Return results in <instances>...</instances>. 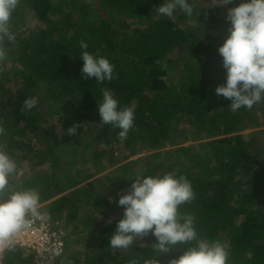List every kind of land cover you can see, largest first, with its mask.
Wrapping results in <instances>:
<instances>
[{"label": "trees", "instance_id": "16d2710c", "mask_svg": "<svg viewBox=\"0 0 264 264\" xmlns=\"http://www.w3.org/2000/svg\"><path fill=\"white\" fill-rule=\"evenodd\" d=\"M163 2L20 0L10 21L16 39L0 42V47L7 50L6 59L0 61V128L4 129L0 151L9 154L17 164L30 157L29 161L36 160V165L47 161L39 160V144L46 147L50 157L59 150L71 151V147L77 153L82 151L88 147L86 141L93 132H85L84 122L92 121V127L100 128L97 102L102 99V89H110L120 107H131L135 113L134 126L123 140L125 145L130 147L138 141L148 146L147 149L157 150L149 156L150 164L145 165L143 175L171 172L186 177L195 198L181 205L179 211L196 217L199 238L222 242L229 252V264H264V102L251 110L241 108L233 112L228 107L231 101L215 95L216 86L225 82V70L218 54L227 36L225 16L217 17L206 6H192L193 15L189 18L177 9L174 17L178 13L179 20H188L186 27H182L174 19L157 16L155 7ZM72 4L77 9H71ZM52 16L59 19L54 22ZM30 17L38 21L34 28L27 26ZM81 42L88 44L87 51L108 58L114 65L111 81L98 84L94 79L82 78ZM173 52L176 57H171ZM200 57L206 60L214 57L216 65L212 64L205 76L207 80L198 81L197 74L202 68L194 66L192 74L179 77L173 86L170 71L190 66ZM9 61L14 67L7 72ZM28 98H36L37 104L25 112L22 105ZM52 98L60 103L57 112L50 106ZM46 110L58 115L59 131L51 129L54 126L50 124L43 125L48 123ZM180 120L185 121L181 139L177 138ZM74 125H78L76 134L69 135L67 130ZM101 126L97 132L107 142L121 141L120 129L107 124ZM246 129H254L249 140L240 133ZM259 136H263L262 142L257 141ZM195 139L210 140L194 145ZM167 144L173 149L163 150ZM200 145L210 146L215 157L203 154L202 150L198 153L196 148ZM135 152L132 149L130 154ZM84 153L91 155L92 166L100 164L101 170L106 169L101 164L107 154L104 147ZM138 161L117 167L108 176L124 177L127 171L130 185L135 173L133 164ZM210 161L215 166L207 165ZM207 172L215 178H209ZM41 184L53 186L38 191L40 201L44 202L77 187L80 182L39 178L19 188L12 187L28 189ZM73 193H83L104 205L107 211L99 224L108 225L101 230L98 225L82 238L95 237L98 233L100 247L93 249L92 254L87 253L84 260L71 257L68 264H170L185 250L186 246H177L162 254L151 235L138 239L127 249L112 248L110 237L116 230V221L123 216V208L106 204L95 193L92 182ZM71 197L67 194L47 204L48 212L57 217L58 211L67 209L69 218H74L79 205ZM111 220L113 223H109ZM72 244L69 240L68 247ZM7 261L39 264L30 253L14 249L9 250ZM59 263L60 260L52 262Z\"/></svg>", "mask_w": 264, "mask_h": 264}, {"label": "clouds", "instance_id": "9594fccd", "mask_svg": "<svg viewBox=\"0 0 264 264\" xmlns=\"http://www.w3.org/2000/svg\"><path fill=\"white\" fill-rule=\"evenodd\" d=\"M19 3L20 0H0V42L16 39L10 21ZM219 4L235 6L228 7L225 14L227 36L218 48L225 82L216 86L215 95L231 101L228 107L233 112L241 108L251 110L264 102V0H239V3L221 0ZM177 9L189 18L193 15L189 0H164L155 7V12L157 16L172 20ZM80 49L83 79H94L102 84L114 78V65L108 58L87 51L85 42L80 43ZM6 56L7 50L0 47V61ZM36 104V98H28L23 102L22 111H31ZM97 110L101 125L120 129L118 138L125 140L134 126V110L120 107L119 100L107 88L102 89ZM77 127L68 128V134L75 135ZM3 132L0 128V135ZM17 170V162L0 151V245L9 249L29 226L30 219H43L40 193L14 189L10 185V178ZM194 198L191 182L184 176L170 172L136 177L130 190L120 194L117 201L123 208V216L116 221L109 245L127 249L138 239L151 235L156 238L157 250L162 254L177 246H186L170 264H229L225 245L219 240L200 239L195 227L196 217L180 213V206Z\"/></svg>", "mask_w": 264, "mask_h": 264}, {"label": "rangeland", "instance_id": "374dc122", "mask_svg": "<svg viewBox=\"0 0 264 264\" xmlns=\"http://www.w3.org/2000/svg\"><path fill=\"white\" fill-rule=\"evenodd\" d=\"M189 2L191 3L192 6H196V7L206 6V7L211 8L213 13L216 14L217 17L225 16L227 8L233 6V5L232 6L221 5L219 4L221 1H216V0H189ZM77 7L78 6L75 7V5H73L71 9L73 8L77 9ZM52 17H53L52 19L54 22H56L59 19L57 18V16H52ZM177 17H178V13L173 18L175 21V24L182 26V27H186L185 24L186 22H188L187 18L183 20H179ZM37 23L34 18L30 17L28 18L27 26H32V28H34L35 26H37ZM120 31H123V30H120ZM27 34L28 33H26L25 36H27ZM177 56L180 58H183V56L185 55L183 54V56L181 55H177ZM171 57H176L175 52L172 53ZM213 58L214 57H211L209 60H206L200 57L198 59H194L190 66H184V67L175 69L173 71H170L169 76L173 78L171 80V84L174 86L175 83L178 82L179 77L180 78L181 76L183 77L184 74H186V76L192 74V68L194 66H198L202 68V70L200 69L201 72L197 74L198 81H204V80L206 81L207 79L205 78V76H207V74L209 73L208 71L212 69L211 67L212 64L216 65L214 63ZM164 65H166V63H164ZM13 67H14V64H12V62L9 61L6 66L7 72H8V69H12ZM59 104L60 103L58 100L54 101V99L52 98V102L50 106L54 107L56 112H57V108L60 107ZM44 112L46 113L45 119L48 123L43 122V125L50 124L54 126V127H51V129L59 131L60 122L58 121V115H56V113H54V115L50 114V111L47 112V110ZM91 123L92 121L84 122L85 132H91V130H93L91 137H89L88 140L86 141L88 144L86 146L88 147H85V149L82 148V151L78 153L76 152L77 149L73 147L69 148L71 149V151L67 150V151L61 152V150H59L56 155H54L53 157L52 156L50 157L48 153L46 152V147L39 144L40 145L38 148L40 150L39 160L40 161L47 160V161L43 162L44 164L42 165H39V164L36 165L35 164L36 160H33V162L31 163V161H29L30 157H27L26 160L18 164L17 174L11 177L15 179V181H13L12 179L10 180V185L16 188H19L25 185V183L38 180L39 178H45L48 180L59 178V179H63L64 181L69 179L72 181L80 182V185H78L77 187L71 190H68L64 193L57 194L50 200H46L44 202L40 201L41 211H44V210L48 211L49 208L47 204L56 200L58 197H61L67 194L72 196L71 200L74 197L78 201L79 208L74 218H69V211L67 209L58 211L55 215L58 218H60L62 222H64V225L69 233L70 241L73 242V244L69 245L70 247H68L67 256L63 260H60L59 264H68L71 260V257H74V256L81 258V260L86 259L87 253L92 254L93 249L100 247V245L102 244V241L99 239L98 233H96L95 237H89L85 240H83L82 238L88 233V231L95 229L98 225H99L98 230H101L104 226L108 225L107 222L99 224L101 219L103 218L104 212L107 211V208L104 205L95 203L93 199L86 197L83 193H79V194L73 193L76 190V188H79L81 186H87L88 183L92 182L95 193L100 195L106 204L119 207L117 204V201L119 199L120 194L122 192H125L126 190L129 191L131 187V184L130 185L128 184L130 181L129 179H127L129 172L127 171L124 172L125 176L123 177V175H121V177L119 178L117 177L118 174H115L114 176L113 175L108 176V175L113 170H115V168L117 167L119 168L125 164L127 165L130 161L137 159L139 161L133 164V169H132L135 172L133 179H132L134 181L136 177L144 176L143 175L144 167L145 165L150 164V161L148 160V158H150L149 156L153 154L155 151H157V150L147 149L148 146L146 147V145L138 141H135L132 144H130V147L126 146L124 141H115L114 143L113 142L111 143V141L107 142L105 136L100 135L99 131L97 132V130H100L102 126L100 125V128L99 126L92 127ZM177 125H178L177 126V130H178L177 138L181 139L182 129L184 128L185 121L180 120ZM253 131L254 129H246L245 131H241L240 133L245 137V139L249 140L250 139L249 134H251ZM262 139H263V136H259L257 141L262 142ZM208 140L210 139H203V140L195 139L192 142L194 145H198L200 142H208ZM64 146L65 145H62V147ZM200 146H198L199 148H196L198 153L200 150H202L203 154L208 153L209 156L213 158L215 157V154L212 153L210 146L208 145L205 147L201 146L203 148H200ZM101 147L102 148L104 147L107 151V154L105 155L101 163L102 165L106 167V169H103V170H101L100 164L99 166H96V165L92 166L91 161H90L91 155H89L88 153H84L86 151L89 152L92 149L100 150ZM132 149L136 151L135 155L130 154ZM162 149L170 150V149H173V147L171 144H167L166 147ZM30 155L32 156V154ZM173 155L175 157L177 156V154L175 153H173ZM207 165L215 166V164H212V162L207 163ZM207 174L209 178H213V179L215 178V176L211 174L210 172H207ZM51 187H53L52 184L50 187L47 186L46 184H41L40 187H33V188L24 189V190L39 191L41 188L46 189V188H51ZM6 198L7 197H5V199ZM111 223H113L112 220H111ZM39 264H52V263L51 262H48V263L40 262Z\"/></svg>", "mask_w": 264, "mask_h": 264}, {"label": "built area", "instance_id": "2783aa9c", "mask_svg": "<svg viewBox=\"0 0 264 264\" xmlns=\"http://www.w3.org/2000/svg\"><path fill=\"white\" fill-rule=\"evenodd\" d=\"M43 219H30L29 226L15 239L11 249L30 253L38 263L63 260L68 253L69 233L64 222L48 211H41ZM7 246L0 245V264L7 261Z\"/></svg>", "mask_w": 264, "mask_h": 264}]
</instances>
